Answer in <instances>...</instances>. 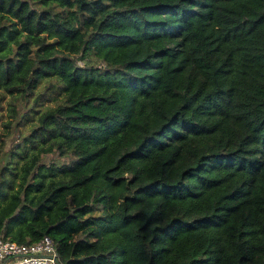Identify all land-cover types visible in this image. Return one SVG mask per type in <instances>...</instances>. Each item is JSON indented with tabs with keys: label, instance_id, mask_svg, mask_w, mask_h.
<instances>
[{
	"label": "trees",
	"instance_id": "16d2710c",
	"mask_svg": "<svg viewBox=\"0 0 264 264\" xmlns=\"http://www.w3.org/2000/svg\"><path fill=\"white\" fill-rule=\"evenodd\" d=\"M0 90V237L264 264V0H0Z\"/></svg>",
	"mask_w": 264,
	"mask_h": 264
},
{
	"label": "built area",
	"instance_id": "2783aa9c",
	"mask_svg": "<svg viewBox=\"0 0 264 264\" xmlns=\"http://www.w3.org/2000/svg\"><path fill=\"white\" fill-rule=\"evenodd\" d=\"M0 264H63L52 237L44 234L30 243L0 237Z\"/></svg>",
	"mask_w": 264,
	"mask_h": 264
},
{
	"label": "rangeland",
	"instance_id": "374dc122",
	"mask_svg": "<svg viewBox=\"0 0 264 264\" xmlns=\"http://www.w3.org/2000/svg\"><path fill=\"white\" fill-rule=\"evenodd\" d=\"M7 99L8 94H6L4 91L0 90V130L3 128V121L7 118L6 117V111H7ZM26 126L24 125L22 129H25ZM1 154V150H0Z\"/></svg>",
	"mask_w": 264,
	"mask_h": 264
}]
</instances>
